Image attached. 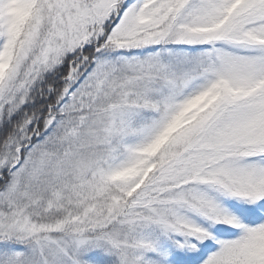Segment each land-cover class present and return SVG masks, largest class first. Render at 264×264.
<instances>
[{
  "label": "rangeland",
  "instance_id": "1",
  "mask_svg": "<svg viewBox=\"0 0 264 264\" xmlns=\"http://www.w3.org/2000/svg\"><path fill=\"white\" fill-rule=\"evenodd\" d=\"M19 1L4 0L0 119L7 108L8 116L17 112L36 78L66 57L68 77L64 80L73 83V89L61 107L63 117L66 112L70 119L48 116L43 135L36 130V141L31 144V137L23 146L28 149L23 159L16 142L0 156V172L7 178L0 191V264H82V256L96 253L108 259L117 255L122 264H133L130 252L151 257L155 252L151 246H162L152 223L156 219L160 225L166 199L178 202L168 209L174 222H204V226L223 231L230 229L224 218L235 215L242 219L250 207L264 206V158L228 157L214 168L189 176L194 181L184 180L183 185L160 180L173 179L170 165L192 162L184 154L189 145L264 142L262 115L257 114L264 107V14L240 35L235 34L239 44L222 48L219 64L212 62L214 57L208 52L206 58L213 64L203 74L199 66L187 61L174 67L165 55L179 50L186 53L178 42L200 45L213 37L215 31L209 29L222 16L216 14H223V3L235 0L210 5L194 30L180 28L182 23L179 27L173 26L176 22L170 24L172 13L167 12L171 6L177 10L197 0H142L114 25L111 41L116 50L98 57L95 69L79 80L78 73H71L75 61L71 55L91 24L111 16L113 0H38L7 66L5 50L15 16L18 11L24 16L29 10L24 3L18 5ZM180 19L187 18L181 15ZM203 29L207 31H198ZM158 42L164 46H151ZM160 74H165L164 80L158 78ZM223 83L236 92L232 94ZM258 94L262 100H254ZM147 97L155 99L158 108L144 104ZM213 98H217L215 104L205 109ZM234 101L239 102L232 105ZM201 112L155 158L154 172L146 180L150 184L139 198L122 203L117 191L105 194L107 180L116 188L136 189L151 151L149 141L163 138ZM226 121L229 124L222 128ZM120 141H124L123 148H119ZM125 165L133 167V179L119 174ZM149 187L152 194L146 193ZM238 225L242 229L234 235L219 233L218 246L204 264H264V220L258 225ZM133 232L142 233L147 242L141 246L133 243ZM189 233H174L173 244L164 241L169 257L183 260L178 264L188 263L185 260L202 247L200 240L195 241L197 247L182 241Z\"/></svg>",
  "mask_w": 264,
  "mask_h": 264
},
{
  "label": "trees",
  "instance_id": "2",
  "mask_svg": "<svg viewBox=\"0 0 264 264\" xmlns=\"http://www.w3.org/2000/svg\"><path fill=\"white\" fill-rule=\"evenodd\" d=\"M142 0H113L112 4L115 6L114 11L111 12V16L107 18V20L102 21L99 24H91V27L86 34V37L82 39L80 42V46L85 48V51L79 48L71 55L73 60V73L74 76L79 74L81 80L86 75L89 74L91 70L94 68L93 56H99L103 52H107L110 50H116L113 46V42L111 38L113 37L114 28L118 19H121L122 15L132 6L138 5ZM216 1L222 0H197L194 1L195 4L188 3L184 8H180L173 10V6L169 9L167 14H171V22L175 27H179L181 23L183 24L180 28L192 29L194 30L195 25L198 23V20L203 12H207L210 5L214 4ZM38 0H20L18 5L24 3V5L29 6V10L26 15H21L20 12L15 16V21L12 26V32L10 38L8 40V44L5 50V56L8 58L6 61L7 66H9L12 56H14L15 51L19 45L20 40L22 39L25 27L27 26L28 20L35 13L37 8ZM224 9L223 14L219 13L216 15H222L220 21L213 25L209 30L215 31L213 37L207 38L200 45H191L190 43H182L178 42L177 46L181 49H186L188 52L183 53L181 50L170 54L169 58L171 63L175 66L179 65L182 61H187L189 63H193L196 66H199L198 70L200 72L207 73L209 64L215 63L219 64V58L221 57L222 48H226L227 46L233 44H239V39L235 36L243 32L247 26L254 23L259 17L264 14V0H235L228 5L223 3ZM173 11V12H172ZM5 3L4 0H0V43L2 39H4V30H5ZM184 16L186 21L180 19V16ZM208 29V27H207ZM201 33H205L206 29L198 30ZM254 38V36H251ZM246 43V42H244ZM264 43V42H263ZM156 47H163V42H158L155 44ZM211 53L214 57L213 63H210L206 58L207 53ZM185 54V55H184ZM167 55H165L166 58ZM69 57L61 59V61L54 66L50 71L44 72L41 76L36 78L34 84L28 88L27 95L24 99V103L22 107L15 112L13 115L8 116V109L4 110L5 113L0 119V156L3 155L4 151L7 149L8 145L12 142H16L21 147V159L28 153V149L22 148L28 144V140L32 138L31 144L36 141L35 133L36 130L39 134L43 135L46 131L45 128V120L48 116L57 115L62 119H70L66 118V112L63 114L61 112V107L69 98L70 90L73 88V83L69 84L64 79L68 77V67L67 60ZM78 58V60H76ZM198 62H197V61ZM72 61V59H70ZM196 61V63H194ZM211 61V60H210ZM5 64V63H4ZM173 67V68H174ZM160 80L162 77L158 76ZM4 76L0 78V83L3 81ZM226 87L227 90L234 91L228 84L222 85V87ZM219 91V95L221 94V90ZM223 91V90H222ZM66 92V94H64ZM236 92V91H235ZM232 94L234 92H231ZM218 95V96H219ZM261 95H256L254 100H262ZM217 98H213L210 101V104H207V108L210 109L216 102ZM239 101H234L232 105H237ZM248 105V103H247ZM70 113L69 110H67ZM203 112L199 113L194 119L191 121L178 125L176 128L168 131L163 138L155 139L154 141H149L152 143L150 154L147 157V164L142 170H140V176L138 177V185L136 189H128L124 190L122 186L116 188L114 186L109 185L113 181L107 180L105 181V194L117 191L120 196L123 198V201H133V199L139 198L141 191L147 188L146 180L153 174L154 169L156 167L157 162L155 158L159 155L161 150L164 148L168 141H172L174 137L177 136L178 133L185 130L190 124L194 123L193 121L196 118H200ZM229 115L232 113L229 110ZM258 115H262L260 120L261 126L264 128V107L257 111ZM230 121V119H229ZM229 121L222 123V128L226 127L229 124ZM237 123H233V126ZM238 125V124H237ZM207 126V125H205ZM148 143V144H149ZM122 145V144H121ZM184 154H187L191 157V163L189 165L181 166L170 165L169 168L174 172L173 179L162 178L160 180L169 181L173 185L175 183H180L184 180H188V182L194 181L193 177L188 178L196 173H202L206 169L214 168L223 162L225 158H243V159H254V158H264V142H248L243 141L240 143H228V142H217L211 143L209 145H189V147L184 151ZM150 161V162H149ZM225 162V161H224ZM223 162V163H224ZM114 164V163H113ZM115 165V164H114ZM181 171L185 173L181 174ZM119 174L126 173L128 178L133 179V167H128L127 165L123 166V169L118 170ZM4 171L0 172V191L4 187L7 182V178L3 175ZM159 177L160 171L156 173ZM155 175V178H156ZM176 177H179L177 180ZM176 181V182H175ZM109 185V186H108ZM183 185V184H182ZM156 186V185H154ZM149 187L146 191L148 194H152V191ZM164 190L166 188L163 187ZM138 191V193H137ZM137 193V194H136ZM165 202H174V198H169L164 200ZM162 221H159L160 224L167 229V235L162 236V242L165 240L174 242L173 234L171 232L179 230V234H184L185 231L178 229L173 226L168 221L160 218ZM230 224V229H227L228 234H232L236 232V229L242 227L241 224H256L259 223L262 219H264V206L250 208L246 211L245 216L242 219H236L234 216H228L224 218ZM154 224L157 221L153 222ZM187 229L192 231L194 234L188 240V244L191 247H197L195 245V241L200 240L202 243V247H200L197 256L191 257V259H186L189 264H203L208 259L212 257L213 248L218 239V234L224 231L212 227L204 226V222L195 224V225H187ZM177 228V229H176ZM228 228V226H227ZM175 229V230H174ZM140 240L139 239V243ZM170 252L165 247H158V250H155L154 254L149 257H140L136 252H130V262L133 264H169L166 262V259L172 260L169 257ZM97 255V256H96ZM87 255L82 256L79 261L82 264H122L120 262L117 255L112 256L110 259L104 256L98 255ZM11 258L13 256L11 255ZM177 260V259H176ZM183 261V260H182ZM175 263V262H173Z\"/></svg>",
  "mask_w": 264,
  "mask_h": 264
}]
</instances>
